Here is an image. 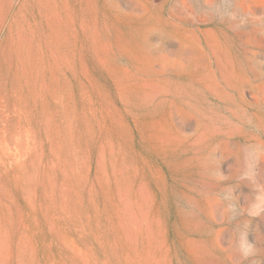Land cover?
Here are the masks:
<instances>
[{"label":"rangeland","instance_id":"1","mask_svg":"<svg viewBox=\"0 0 264 264\" xmlns=\"http://www.w3.org/2000/svg\"><path fill=\"white\" fill-rule=\"evenodd\" d=\"M0 264H264V0H0Z\"/></svg>","mask_w":264,"mask_h":264}]
</instances>
